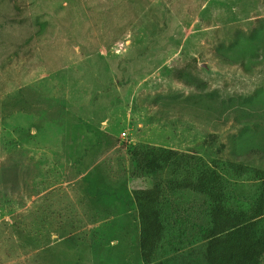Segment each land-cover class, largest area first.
I'll list each match as a JSON object with an SVG mask.
<instances>
[{"label":"rangeland","instance_id":"rangeland-1","mask_svg":"<svg viewBox=\"0 0 264 264\" xmlns=\"http://www.w3.org/2000/svg\"><path fill=\"white\" fill-rule=\"evenodd\" d=\"M146 147L251 205L225 164L264 170V0H0V264H142L131 191L176 178ZM203 202L165 192L155 264H204Z\"/></svg>","mask_w":264,"mask_h":264},{"label":"trees","instance_id":"trees-1","mask_svg":"<svg viewBox=\"0 0 264 264\" xmlns=\"http://www.w3.org/2000/svg\"><path fill=\"white\" fill-rule=\"evenodd\" d=\"M138 178L158 177L173 174L175 179L166 184L157 183L151 188L133 189L132 199L139 223V248L142 264H155L166 244L167 204L163 203L166 191L188 192L203 199L207 215L206 225L196 228V240L203 243L201 252L204 264H261L264 259V230L258 227L264 217V170L235 162H226V167L237 178L249 176L260 181L257 197L238 209L228 206V195L222 180L214 171L202 172L196 178L184 168H189L190 156L167 148L146 147L133 152ZM178 178V179H177ZM184 233V230H181ZM171 241L173 235H171Z\"/></svg>","mask_w":264,"mask_h":264},{"label":"crops","instance_id":"crops-1","mask_svg":"<svg viewBox=\"0 0 264 264\" xmlns=\"http://www.w3.org/2000/svg\"><path fill=\"white\" fill-rule=\"evenodd\" d=\"M131 113H132V112H131ZM132 115H134V114L132 113ZM147 128H148V130L150 129L151 131H155V129H156L155 127H153V126H150V125H148V127H147ZM148 134H149V133H148Z\"/></svg>","mask_w":264,"mask_h":264},{"label":"built area","instance_id":"built-area-1","mask_svg":"<svg viewBox=\"0 0 264 264\" xmlns=\"http://www.w3.org/2000/svg\"><path fill=\"white\" fill-rule=\"evenodd\" d=\"M124 134V133H123Z\"/></svg>","mask_w":264,"mask_h":264}]
</instances>
